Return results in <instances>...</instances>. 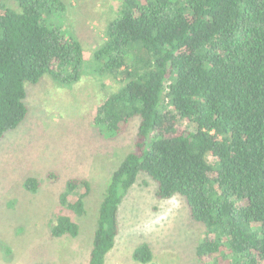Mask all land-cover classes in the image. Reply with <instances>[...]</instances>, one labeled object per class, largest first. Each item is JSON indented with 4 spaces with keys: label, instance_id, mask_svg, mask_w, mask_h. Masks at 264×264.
<instances>
[{
    "label": "trees",
    "instance_id": "obj_1",
    "mask_svg": "<svg viewBox=\"0 0 264 264\" xmlns=\"http://www.w3.org/2000/svg\"><path fill=\"white\" fill-rule=\"evenodd\" d=\"M66 10L64 0H0V139L24 122L27 84L46 74L69 88L89 74L119 83L96 108L98 131L140 124L103 194L89 264L106 263L142 173L158 197L183 196L204 224L201 261L264 264V0H121L88 59L56 21ZM39 180L30 175L24 187L36 192ZM91 187L68 179L61 205L84 215ZM79 233L69 213L50 228L54 238ZM132 256L162 264L146 242Z\"/></svg>",
    "mask_w": 264,
    "mask_h": 264
},
{
    "label": "rangeland",
    "instance_id": "obj_2",
    "mask_svg": "<svg viewBox=\"0 0 264 264\" xmlns=\"http://www.w3.org/2000/svg\"><path fill=\"white\" fill-rule=\"evenodd\" d=\"M64 1L67 10L56 21L67 34L80 38L88 59L105 39L121 0ZM118 87V82L93 74L84 75L73 88L47 74L27 84L28 115L0 139V264H89L103 194L112 173L135 150L140 124L134 118L115 136L98 131L96 108ZM30 175L40 179L36 192L24 187ZM72 177L87 179L92 186L81 216L60 203ZM60 213L77 220L76 237L51 236ZM205 231L204 224L191 217L183 196L158 197L157 183L142 173L122 201L119 234L105 264H142L132 254L144 242L159 263L210 264L196 254Z\"/></svg>",
    "mask_w": 264,
    "mask_h": 264
}]
</instances>
